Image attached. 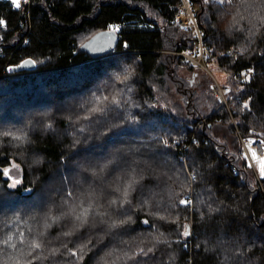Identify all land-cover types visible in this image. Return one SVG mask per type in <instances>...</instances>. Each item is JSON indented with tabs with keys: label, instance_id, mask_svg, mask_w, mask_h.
Wrapping results in <instances>:
<instances>
[{
	"label": "trees",
	"instance_id": "trees-1",
	"mask_svg": "<svg viewBox=\"0 0 264 264\" xmlns=\"http://www.w3.org/2000/svg\"><path fill=\"white\" fill-rule=\"evenodd\" d=\"M179 2L31 0L16 11L0 0V264H264V177L241 143L264 139V0H193L221 66L255 70L245 86L225 82L230 111L179 54L199 49L175 23ZM116 25V53L80 49ZM232 49L239 57L220 56ZM25 60L36 67L16 71ZM192 188L193 210L180 203Z\"/></svg>",
	"mask_w": 264,
	"mask_h": 264
},
{
	"label": "built area",
	"instance_id": "built-area-1",
	"mask_svg": "<svg viewBox=\"0 0 264 264\" xmlns=\"http://www.w3.org/2000/svg\"><path fill=\"white\" fill-rule=\"evenodd\" d=\"M12 1V0H11ZM31 3V0H21V6L17 8L13 5V9L16 11H22ZM177 12L175 14V23L186 29H193L196 32L199 41V49L196 54L183 50L179 54L185 56L193 65L201 67L205 72L209 73L212 78V90L220 101V105L225 106L230 111V103L234 98L231 94V86L228 83H221L217 76L209 68V64H214L220 68L227 79H231L233 82L239 83L242 86H245L249 83L252 77L255 75V70L252 68H246L238 71H230L224 66H221L219 62V55L214 54L210 49H208L202 42V31L198 23V16L194 9L193 0H180L179 4L176 6ZM4 21V20H3ZM5 22V21H4ZM9 29L7 23L0 25V44L3 42L4 36L3 32ZM0 51L1 48H0ZM241 52L239 50H230L220 56H228L230 58H237ZM11 74H5L8 76ZM255 141V143H252ZM260 141L264 139L260 137H249L241 138L242 143V153L247 160L248 166L254 170L257 178L260 180L261 175L259 172L260 160H264V145L260 144ZM189 148V147H187ZM252 151L256 152L258 159H254L252 156ZM194 176L192 175V178ZM184 200L189 201L185 205L189 206L191 210L194 208V192L193 188L184 195ZM191 227V225H190Z\"/></svg>",
	"mask_w": 264,
	"mask_h": 264
},
{
	"label": "water",
	"instance_id": "water-1",
	"mask_svg": "<svg viewBox=\"0 0 264 264\" xmlns=\"http://www.w3.org/2000/svg\"><path fill=\"white\" fill-rule=\"evenodd\" d=\"M200 14L201 12L197 16L199 17ZM119 41L118 31L103 29L87 39L80 49L86 52L91 59H98L116 53ZM35 67L36 65L32 60H25L16 68V71L33 70ZM9 72L11 73L12 70L10 69Z\"/></svg>",
	"mask_w": 264,
	"mask_h": 264
},
{
	"label": "snow or ice",
	"instance_id": "snow-or-ice-1",
	"mask_svg": "<svg viewBox=\"0 0 264 264\" xmlns=\"http://www.w3.org/2000/svg\"><path fill=\"white\" fill-rule=\"evenodd\" d=\"M25 2H27V0H25ZM205 2L207 3V0H205ZM220 2L223 3L224 0H220ZM229 2H231V0H229ZM12 3L17 8H19L21 6V0H12ZM4 23L5 22L3 20H0V25H4ZM112 30L116 31L117 29L113 28ZM107 99H108L107 97L103 98V100H107ZM101 103H103V101H101ZM113 103H118V101H116L115 98H113ZM245 107H247V105H245ZM89 111H90V113L94 114V113L102 112L103 109L101 107H99V106H95V107H92ZM84 118L87 119L88 117L85 116ZM17 139H22V138L21 137H17ZM252 143H255V141H253ZM260 144L264 145V141H260ZM252 156H253L254 159H258L257 156H256V152L255 151H252ZM250 166L251 165H249V167ZM16 167H18V166H16ZM259 172H260V175L262 177H264V160H260ZM4 175L5 176L9 175V171L7 169L4 170ZM137 182L138 181H137V179H136V177L134 175L130 176V178L125 182V186L123 188V196L125 198H127V196L129 195L130 191L133 189V186ZM19 183H20L19 180H14L13 183L9 185V187H13L14 188ZM188 202L189 201H185V200H181L180 201L181 204H186ZM111 203H115V201L113 200V201H111ZM91 209H92L91 204L88 207H83L82 210L79 212V214H77L75 216V219L77 221H79L80 224H82V225L86 224L88 222V216H89V213L91 212ZM72 212H75V208L72 209ZM184 235H188L187 230H185ZM11 239H12V237L9 236L8 239L6 241H4V243H9L11 241ZM21 243H23V241H21ZM12 247H15V245H12ZM31 247L33 249H39L41 247V244L34 240L31 243ZM141 251H143V249H141Z\"/></svg>",
	"mask_w": 264,
	"mask_h": 264
},
{
	"label": "rangeland",
	"instance_id": "rangeland-1",
	"mask_svg": "<svg viewBox=\"0 0 264 264\" xmlns=\"http://www.w3.org/2000/svg\"><path fill=\"white\" fill-rule=\"evenodd\" d=\"M217 2L221 3L220 0H216ZM194 7L197 9V5L195 4ZM114 28H116L117 30L116 31H119L121 26L119 25H116L114 26ZM113 29V28H112ZM171 53V51H168ZM209 68L211 69V71L217 76V78L219 79V81L221 83H225L227 81V77L224 75L223 71L218 68L217 66H215L214 64H209ZM201 74V71H197V73L194 71L188 73L186 76L193 82L195 81V79ZM208 75L210 76V74L208 73ZM12 76V75H10ZM211 77V76H210ZM210 80V79H209ZM211 85V84H210ZM214 93V92H213ZM214 96L217 99V96L215 95L214 93ZM140 147V145L136 144V146H131L129 148H131L132 150H138ZM124 161H127L125 158H124ZM184 164L186 166H188V163H187V160L186 162H184ZM17 165L16 164H12L11 166H9L8 168H6L8 171H9V175H7L10 180H11V184L13 183L14 180H19L20 181V168L19 167H16ZM262 177V176H261ZM35 206V204L31 203L30 205H28L27 207H25V209L27 210H33V207ZM27 210V211H28ZM10 213L9 210L6 211V213L4 212L3 214H5V216H2L4 219L8 216L7 214ZM2 218V219H3Z\"/></svg>",
	"mask_w": 264,
	"mask_h": 264
},
{
	"label": "bare ground",
	"instance_id": "bare-ground-1",
	"mask_svg": "<svg viewBox=\"0 0 264 264\" xmlns=\"http://www.w3.org/2000/svg\"><path fill=\"white\" fill-rule=\"evenodd\" d=\"M4 32H6V31H4Z\"/></svg>",
	"mask_w": 264,
	"mask_h": 264
}]
</instances>
